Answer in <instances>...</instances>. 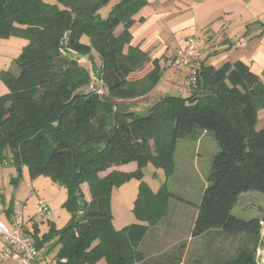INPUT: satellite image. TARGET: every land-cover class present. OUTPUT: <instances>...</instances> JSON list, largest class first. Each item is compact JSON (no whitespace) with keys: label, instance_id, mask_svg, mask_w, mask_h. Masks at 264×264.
I'll list each match as a JSON object with an SVG mask.
<instances>
[{"label":"trees","instance_id":"trees-1","mask_svg":"<svg viewBox=\"0 0 264 264\" xmlns=\"http://www.w3.org/2000/svg\"><path fill=\"white\" fill-rule=\"evenodd\" d=\"M110 1L0 0V38L28 41L13 67L0 71L8 87L0 95V162L6 159L3 153L10 152L33 176H50L67 188L65 204L74 210L65 227H51L42 238L36 222L33 230L23 231L37 250L57 236L49 247V251L58 247L55 264H97L101 257L108 264L143 261L138 245L149 228L168 215L169 200L176 197L190 203L165 185L153 192L142 179L143 167L153 160L169 176L179 139L196 140L205 132L213 135L219 150L195 204L191 235L215 233L233 239L244 235L234 257L214 264H256L253 253L260 220L241 219L232 209L242 193H264V126L254 129L258 111L264 109L263 84L245 60L226 62L217 69L201 65L198 92L165 94L142 113L121 109L113 100L147 94L159 80L161 68L153 60L144 77L128 80L131 72L151 61L129 45L131 17L147 0H117L103 13ZM84 34L89 43L80 40ZM93 48L100 54L104 96L77 90L82 67L71 53L88 55ZM130 163H135L132 171L114 169ZM130 177L140 182L134 208L143 221L114 230L107 191ZM83 183L88 185L89 200L83 197ZM83 221L88 224L84 234L78 228Z\"/></svg>","mask_w":264,"mask_h":264},{"label":"rangeland","instance_id":"rangeland-1","mask_svg":"<svg viewBox=\"0 0 264 264\" xmlns=\"http://www.w3.org/2000/svg\"><path fill=\"white\" fill-rule=\"evenodd\" d=\"M48 1L53 2V0ZM112 4L101 11L106 13L110 10V7H113ZM66 33L68 32H65L64 35ZM80 40L86 43L90 42L86 34L82 35ZM71 55L78 60V64L82 67V72L77 76V79L81 82L77 90H83L85 92L96 91L102 96L106 95L104 93L105 87L101 79V59L98 49L93 48L88 55H78L73 52ZM180 70H182L180 72L183 73L186 71V74H188L186 68H180ZM170 74L173 75L174 80H177L180 73L179 71H170ZM166 78L167 74L162 77V80L160 76L156 84L147 93L151 91L166 93L164 88L167 87L170 89ZM173 90L183 95L186 93V90L189 94L198 92L197 84L192 87H186L178 82ZM7 91V85L0 79V95ZM155 100L156 98H151V96L149 97L143 94L131 99H114L113 101L121 109L137 110L142 113ZM263 126L264 114L261 112L258 114V120L254 129L258 130ZM218 150L217 142L211 133H206L200 140L190 139L189 137L180 138L174 153L175 165L172 173L167 176L164 166L156 164L153 160H148L143 167L142 179L153 192H158L161 186L165 185L175 195L189 200L191 204L181 203V201L177 200V198L174 199V197L169 200L171 214L177 211L176 206L178 207L182 204L185 206L188 211L187 222L189 225V219L192 212H194V205L199 202L202 191L207 184V175L210 170L212 158ZM151 151V154L154 155L153 148ZM3 154L6 156V159L0 162V194L5 197L6 204L10 203L14 198L22 201L24 206V222L32 230L31 219L28 220L27 217L34 216L38 205H49L50 210L44 214L41 220L36 221L38 227L37 235L39 238H42L44 233H50L51 227L56 229L65 227L74 213V210L65 204L68 199L67 188L58 184L48 175L33 176L27 165H19L12 159L10 152H4ZM134 168L131 166H120L114 169L128 172L134 170ZM110 170L112 168L107 172ZM107 172L100 173V175L104 176ZM139 183V180L130 177L110 186L108 189L110 219L114 230H121L134 221H143L135 212L134 208L135 199L139 192ZM81 189L84 199L89 200L90 194L87 183H83ZM263 212L264 193L258 191L242 193L232 209V213L241 219L249 220L256 218L260 220L259 241L253 253L256 264H264V223L261 221ZM188 231L178 233L177 235L186 238L189 235ZM217 236L219 237L215 233H208L199 237H192L190 238L189 247L185 256L180 251L182 247L181 243H178L165 251L167 257L163 258L158 257V255H151L144 264H178V261L182 257V264H214L215 261L234 257L240 249L241 242L245 241L244 235L238 236L235 239L231 237L217 238ZM151 238H153L151 235H147L146 239H144L146 244L151 243ZM220 238L222 240L224 239V243H222ZM56 240L57 236L55 235L48 238L44 246L39 249V252L49 248L51 243H54ZM217 240L221 242L219 249H217ZM162 241L164 242L166 240ZM57 250L58 247L55 246L50 251V257H54ZM157 250L154 249L151 254ZM97 264H108L107 259L101 257Z\"/></svg>","mask_w":264,"mask_h":264},{"label":"crops","instance_id":"crops-1","mask_svg":"<svg viewBox=\"0 0 264 264\" xmlns=\"http://www.w3.org/2000/svg\"><path fill=\"white\" fill-rule=\"evenodd\" d=\"M112 3H115V0H111L104 8ZM131 19L133 23L129 28L131 34L129 45L146 53L151 61L147 62L142 69L131 72L128 80L133 81L144 77L153 68L152 61L157 60L161 68V80L167 74L166 82L170 85V89L164 88L166 93L151 91L146 94L147 96L157 99L165 94L183 95L173 89L177 82L184 86L183 79L186 77V71L182 73L180 72L182 70L174 69L171 66V60L179 50L185 47L187 39L191 36H197L203 46L201 60L203 67L217 69L226 62L245 60L250 63L251 69L258 75L264 86V0H147ZM27 43L28 41L21 37L0 38V71L13 67L12 61ZM170 71H179L177 80L173 79ZM186 94H189L187 90L184 95ZM261 112L264 114V109L259 110L258 114ZM205 134V132L201 133L199 140ZM124 166L135 167V163ZM15 199L17 198L6 204L5 197L0 194V203L4 207L3 221L8 225H10L11 203ZM177 200L184 204H191V202ZM44 206L48 212L49 205ZM175 208L177 211L174 214H171L169 209L166 217L149 228L144 239L147 235L153 238L150 239L149 244H146L144 239L139 243L138 248L145 259L136 264H144L151 255L165 258L167 257L165 251L178 243L182 246L180 251L184 256L186 255L190 238H192L191 231L197 206L194 205L189 225L188 211L185 206L182 204ZM27 219H32V216ZM23 229L32 230L25 222ZM186 231L189 232L186 238L177 235ZM161 240L166 241L161 242ZM221 241L224 243L222 239ZM220 244L221 242L217 240V249L221 247ZM1 247L0 239V249ZM154 249L158 250L151 254ZM50 251L49 248L40 252L38 250L34 264H55L54 257H50ZM181 260L183 261V257L178 264H182ZM0 264H15V261L5 259L0 261Z\"/></svg>","mask_w":264,"mask_h":264},{"label":"built area","instance_id":"built-area-1","mask_svg":"<svg viewBox=\"0 0 264 264\" xmlns=\"http://www.w3.org/2000/svg\"><path fill=\"white\" fill-rule=\"evenodd\" d=\"M203 46L197 36L187 39L186 45L179 50L172 59L171 66L174 69L186 68L188 74L183 79L186 87L196 85L198 71L201 67ZM23 202L13 200L10 214V225L2 220L4 207L0 203V239L2 247L0 249V261L5 259L14 260L15 264H34L38 250L35 248L31 236L23 231L24 216ZM47 209L44 205H38L32 216L31 223L41 220Z\"/></svg>","mask_w":264,"mask_h":264},{"label":"water","instance_id":"water-1","mask_svg":"<svg viewBox=\"0 0 264 264\" xmlns=\"http://www.w3.org/2000/svg\"><path fill=\"white\" fill-rule=\"evenodd\" d=\"M80 201H82V200H80ZM79 214L81 215V212ZM78 228H79V231L81 233H83V234L86 233L87 230H88V224H87V222H85V221L80 222L79 225H78Z\"/></svg>","mask_w":264,"mask_h":264}]
</instances>
